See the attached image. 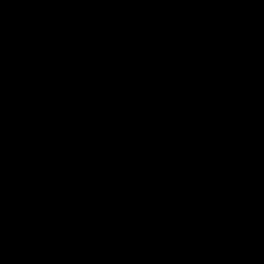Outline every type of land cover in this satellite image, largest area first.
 Here are the masks:
<instances>
[{"label":"water","instance_id":"95a60500","mask_svg":"<svg viewBox=\"0 0 264 264\" xmlns=\"http://www.w3.org/2000/svg\"><path fill=\"white\" fill-rule=\"evenodd\" d=\"M0 264H264V0H0Z\"/></svg>","mask_w":264,"mask_h":264}]
</instances>
